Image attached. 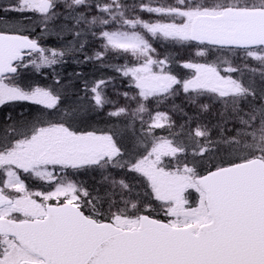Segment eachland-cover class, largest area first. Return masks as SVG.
I'll use <instances>...</instances> for the list:
<instances>
[{
  "label": "snow or ice",
  "instance_id": "obj_1",
  "mask_svg": "<svg viewBox=\"0 0 264 264\" xmlns=\"http://www.w3.org/2000/svg\"><path fill=\"white\" fill-rule=\"evenodd\" d=\"M65 34L74 43L43 42ZM70 60L125 78L126 91L114 76L81 90L127 118V145L75 126L83 106L61 103ZM29 68L52 83L26 82ZM178 94L199 119L177 129L161 106L183 111ZM17 103L37 115L0 129V264H264V0H0V107ZM89 170L103 195L75 180Z\"/></svg>",
  "mask_w": 264,
  "mask_h": 264
},
{
  "label": "trees",
  "instance_id": "obj_2",
  "mask_svg": "<svg viewBox=\"0 0 264 264\" xmlns=\"http://www.w3.org/2000/svg\"><path fill=\"white\" fill-rule=\"evenodd\" d=\"M139 1V0H138ZM128 3H132L130 0H128ZM138 3V2H137ZM144 18L147 19L148 16L147 14H143ZM71 37V35H64L63 38L61 40L64 41V43L68 42V39ZM53 38L52 40H50V44L52 46H58L57 43L54 42ZM60 40V39H57ZM70 40V39H69ZM73 42V40H71ZM44 43H46V41H43ZM62 43V44H64ZM89 43L91 45H96L95 41H89ZM47 44V43H46ZM60 46V45H59ZM98 46H93L90 47L88 49V54L91 55L93 52H95L97 50ZM195 50V49H193ZM180 51V59H191L194 58V56L191 54L190 51L185 52L182 50H178V52ZM79 58V57H78ZM77 58V59H78ZM119 58V57H118ZM114 59V58H112ZM117 58L114 59V61ZM199 59V58H197ZM127 62L126 59L124 57H121V59H119L115 64H121V63H125ZM114 64V63H112ZM181 72H183V68H180ZM43 72H50V69H43ZM60 73H61V78H62V82H66L67 84V88L64 92V96L62 98L61 103L65 105V107H70L72 105H84V106H90V109L88 111L87 114L91 113L93 118L92 119L89 116V119L91 121V123L88 124H81L80 123V119L82 117V111L79 113L78 119H77V123H76V127L79 128L80 130H88V131H96L97 133H104V132H117L122 130L123 132L125 130L124 127V123H122V121H124L123 119H121L122 117H118V121H116V123L114 124V126L112 125V123H110L109 121H104L103 119H99L98 118V112L99 110H93V108L91 107L90 104V97H86L84 92L81 90L85 79L88 81H92L95 79L100 78L101 76H114L115 79L113 80V83L115 85V87L117 89H119L120 91H126L127 89V83L125 78L120 77L118 74L112 72L110 69H101L98 67L96 62H85V63H76L72 60H70L67 64H65L62 68L59 69ZM23 73V77L25 78L26 82L31 83L33 81L37 82V83H52V77L51 76H41L39 74H37L34 70H32L31 68L29 69H24L22 70ZM76 73H80L81 76H77ZM83 77V78H81ZM108 93L109 95L113 94V89L111 87H109L108 89ZM184 98L183 94H181L180 96H178V99H182ZM176 99L175 98V104H176ZM120 103H123V100L120 101ZM37 106L35 105H31L28 103H17L14 105H10V108L7 110V108H5L2 112L0 111V119H3V114L5 115V119L3 121H0V127H4L7 124L11 123L8 120V116L11 115L12 117V121H16V120H26V119H30L33 116L37 115L35 109ZM111 107H106L105 110H103L104 113H107L108 111H111ZM23 111V115H19L17 118L16 114H19L18 112ZM28 111V112H27ZM32 115V116H31ZM196 115V113L194 114V116ZM97 116V117H96ZM192 118V117H191ZM97 120L96 123H94V121ZM184 124V122L182 123ZM138 125V124H137ZM112 128V129H111ZM127 130V129H126ZM122 132V133H123ZM117 140L118 142H122L123 144L127 145L130 142V139H123L121 138V134L117 135ZM75 180H77L79 183H81L83 186L87 187L89 189V191H92L94 194L96 193H100L101 195L104 194V184H103V180L101 178V176L98 173L92 172V171H87V172H81L80 174L75 175ZM26 183L28 184L29 187L31 188H38L40 190V181L36 178L33 177H29L26 180Z\"/></svg>",
  "mask_w": 264,
  "mask_h": 264
},
{
  "label": "rangeland",
  "instance_id": "obj_3",
  "mask_svg": "<svg viewBox=\"0 0 264 264\" xmlns=\"http://www.w3.org/2000/svg\"><path fill=\"white\" fill-rule=\"evenodd\" d=\"M132 3H137V2H139L138 0H130ZM9 2V0H3V3H8ZM10 15L11 16H13V17H15V13H10ZM66 36H68V35H70V34H65ZM53 38H55L54 36L53 37H47L46 39H45V41H46V43L48 44V45H51L49 42H50V40H52ZM70 39V40H69ZM68 39V42L69 41H71V40H73V38H72V36L70 37ZM54 42L55 43H57L58 44V46L59 45H62V43H64V41L63 40H57V38L56 39H54ZM73 43H74V41H73ZM157 47H158V50L161 52V53H166L167 54V51L169 50L170 52H171V55H172V57H174V58H177V59H180L181 57H180V51L178 52V50H182V51H185V52H188V51H190L191 52V54L195 57V50H193V49H187V48H180L179 46H176V47H172V46H168V45H166V44H161V43H159V42H156V41H154L153 42ZM52 46V45H51ZM58 46H53V47H58ZM215 57V55H213L211 58H213V59H215L214 58ZM196 58H198V57H196ZM110 59V62L111 63H116L119 59H121V57H119V58H117L115 61H114V59H112V58H109ZM181 60H183V59H181ZM175 71H177V73H179V74H183V75H185V76H187V75H190V73H189V71L188 70H186V69H183V72H181V69H180V67H176L175 68ZM181 94H178L177 95V99H176V105L179 107V108H182L183 109V111H177L175 108H171V105H170V103L168 104V105H163V106H161L162 107V109L163 110H166V111H169V114L171 115V117H172V119L176 122V128L178 129L179 128V126L183 123V122H185V119L187 118V119H190V120H195V119H199V117L197 116V115H195L194 116V114H195V110L193 109V107L188 103V101L185 99V98H182L181 100L180 99H178V96H180ZM83 106V110H82V117H81V119H80V123L81 124H88V123H91V121H90V119H89V116L92 118V119H95V118H93V116H92V114L91 113H89V114H87L88 113V111H89V109H90V106H84V105H82ZM10 108V107H9ZM9 108H7V110L9 109ZM28 112V111H27ZM98 112V118L99 119H103L104 121H109L110 123H112V125L114 126V124L116 123V121H118V117H110V116H108L107 115V113H104L103 111H101V110H99V111H97ZM19 114H16V117L15 118H17L19 115H23V111H20V112H18ZM185 113H187V117L185 116ZM32 116V115H31ZM97 117V116H96ZM192 117V118H191ZM5 119V115L3 114V119H0V121H3ZM121 119H123V120H126L127 118L126 117H122ZM210 119H214V118H210ZM20 120V119H19ZM21 121H22V119H21ZM97 122V120H95L94 121V123H96ZM1 123V122H0ZM3 123V122H2ZM1 123V124H2ZM139 122H137V124H138ZM5 127V126H4ZM4 127H0V129H3ZM124 127H125V125H124ZM112 129V128H111ZM127 129V130H126ZM228 129H229V132L230 131H232V127H231V125H229L228 126ZM123 130H125L124 132L122 131V130H120V131H118V134L120 135L121 134V138H123V139H129V137H130V132H131V130L130 129H128V128H126L125 127V129H123ZM123 132V133H122ZM155 134L156 135H159V136H168L169 135V133H168V131L166 130V129H156L155 130ZM165 159H167V158H165ZM40 181V185H41V187H40V190L38 189V188H31V189H33V190H39V191H46V190H49V188L51 187L49 184H47V183H45V182H43V181H41V180H39ZM188 195H189V199H190V201L192 202V203H195L196 202V200H197V198H198V194L197 193H195V191L194 190H189V193H188Z\"/></svg>",
  "mask_w": 264,
  "mask_h": 264
}]
</instances>
